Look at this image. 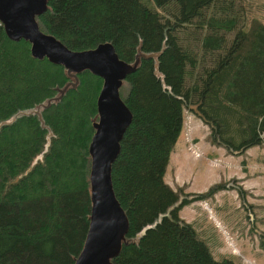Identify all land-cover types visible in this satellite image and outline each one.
Instances as JSON below:
<instances>
[{
  "label": "trees",
  "instance_id": "16d2710c",
  "mask_svg": "<svg viewBox=\"0 0 264 264\" xmlns=\"http://www.w3.org/2000/svg\"><path fill=\"white\" fill-rule=\"evenodd\" d=\"M245 0H45L38 29L74 51L109 43L132 65L118 87L130 121L110 164L126 217L109 264L215 260L178 217L164 182L181 110L197 104L209 142L237 155L264 141V24ZM236 9V10H235ZM35 58L0 22V264H73L90 215L88 145L102 84ZM61 96L60 90L68 83ZM201 195H197L199 197Z\"/></svg>",
  "mask_w": 264,
  "mask_h": 264
},
{
  "label": "rangeland",
  "instance_id": "374dc122",
  "mask_svg": "<svg viewBox=\"0 0 264 264\" xmlns=\"http://www.w3.org/2000/svg\"><path fill=\"white\" fill-rule=\"evenodd\" d=\"M245 1L250 15L264 24V0ZM181 114L163 176L170 189L180 190L175 205L188 198L178 217L213 259L264 264V141L232 155L209 142L208 125L189 108Z\"/></svg>",
  "mask_w": 264,
  "mask_h": 264
},
{
  "label": "water",
  "instance_id": "95a60500",
  "mask_svg": "<svg viewBox=\"0 0 264 264\" xmlns=\"http://www.w3.org/2000/svg\"><path fill=\"white\" fill-rule=\"evenodd\" d=\"M45 0H0V22L5 34L13 40L23 39L35 58H47L71 72L88 69L102 80L96 98L97 120L88 145L90 155V215L82 248L73 264H109L124 239L126 217L116 202L110 182V164L119 149V141L130 121V113L118 96V87L132 65L117 58L109 43L74 51L64 47L52 35L42 33L34 15L44 9ZM69 84L59 92V97ZM196 105L189 109L201 117Z\"/></svg>",
  "mask_w": 264,
  "mask_h": 264
}]
</instances>
